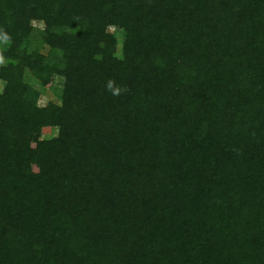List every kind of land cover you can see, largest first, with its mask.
<instances>
[{
  "label": "trees",
  "instance_id": "16d2710c",
  "mask_svg": "<svg viewBox=\"0 0 264 264\" xmlns=\"http://www.w3.org/2000/svg\"><path fill=\"white\" fill-rule=\"evenodd\" d=\"M0 54V264H264V0H0Z\"/></svg>",
  "mask_w": 264,
  "mask_h": 264
},
{
  "label": "rangeland",
  "instance_id": "374dc122",
  "mask_svg": "<svg viewBox=\"0 0 264 264\" xmlns=\"http://www.w3.org/2000/svg\"><path fill=\"white\" fill-rule=\"evenodd\" d=\"M3 63H4V62H3ZM3 63H0V66H1ZM54 85H56V86H61V85H62V81H61V79H60V78H56L55 81H54ZM2 86H3V84H2V82L0 81V91H1V89H2ZM49 101H54V102L57 101V98H56L54 92H52L51 89H49V90L45 93V95H44V97L42 98V100L40 101V103H41L42 105H44V104H47V102H49ZM45 132H48V134L52 133L50 129H46Z\"/></svg>",
  "mask_w": 264,
  "mask_h": 264
},
{
  "label": "clouds",
  "instance_id": "9594fccd",
  "mask_svg": "<svg viewBox=\"0 0 264 264\" xmlns=\"http://www.w3.org/2000/svg\"><path fill=\"white\" fill-rule=\"evenodd\" d=\"M4 62V57L2 54H0V63ZM107 90H109L114 96H119L123 91H126V87L122 88L119 86H115V81L109 80L107 82Z\"/></svg>",
  "mask_w": 264,
  "mask_h": 264
}]
</instances>
